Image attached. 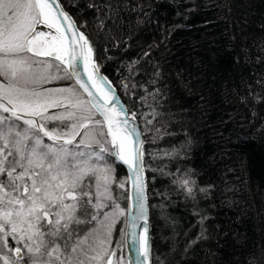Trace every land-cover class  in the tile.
<instances>
[{"label":"snow or ice","instance_id":"1","mask_svg":"<svg viewBox=\"0 0 264 264\" xmlns=\"http://www.w3.org/2000/svg\"><path fill=\"white\" fill-rule=\"evenodd\" d=\"M88 7L99 13L100 31L136 11L127 0ZM41 25L55 33L39 31ZM139 63L126 65L120 86L146 109L140 117L154 143L175 135L169 131L175 114L165 110L158 65L147 79L133 82ZM99 69L94 43L58 0H0V264H122L123 257L114 259L121 245L135 249L134 264H153L149 207L163 205L148 203L137 113L129 116ZM56 80L74 85L42 87ZM188 144L162 154L180 158ZM117 162L129 170L127 178L115 175ZM152 171L169 177L185 198L208 191L197 185L192 169ZM207 219L201 216L200 223ZM114 234L122 237L115 247ZM206 238L202 229L184 253ZM155 264L165 260L157 257Z\"/></svg>","mask_w":264,"mask_h":264},{"label":"trees","instance_id":"2","mask_svg":"<svg viewBox=\"0 0 264 264\" xmlns=\"http://www.w3.org/2000/svg\"><path fill=\"white\" fill-rule=\"evenodd\" d=\"M61 2L94 43L100 71L137 113L149 205H163L150 207L153 264L157 257L165 264H248L253 258L264 264V0H127L136 11H125L122 23L107 21L103 31L88 5L103 8L106 0ZM134 60L140 71L133 82L159 66L175 135L149 142L140 117L146 109L120 86ZM187 141L180 158L162 154ZM177 168L194 170L193 179L208 191L185 198L169 177L152 171ZM115 175L127 178L117 163ZM201 216L208 217L203 224ZM202 229L207 238L185 254ZM120 257L126 264L125 245L117 247L114 258Z\"/></svg>","mask_w":264,"mask_h":264},{"label":"water","instance_id":"3","mask_svg":"<svg viewBox=\"0 0 264 264\" xmlns=\"http://www.w3.org/2000/svg\"><path fill=\"white\" fill-rule=\"evenodd\" d=\"M58 3L63 7V10L72 18V20L75 22V20H74V18L71 16V14L65 9V7H64V5L62 4V2H61V0H58ZM76 23V22H75ZM76 25H77V23H76ZM78 26V25H77ZM80 30V29H79ZM81 31V30H80ZM82 32V31H81ZM81 66L83 67V64L81 63ZM99 71H100V69H99ZM100 73L103 75V76H105L101 71H100ZM82 76H83V73H82ZM108 79V78H107ZM109 80V79H108ZM110 81V80H109ZM73 82V84H74V81H72ZM111 85H112V88H114L115 89V94H116V96H117V98H118V100H119V102H120V104L123 106V107H125V108H127V106H126V104H125V102L122 100V98H121V96L119 95V93H118V91L116 90V88L114 87V85L111 83ZM128 109V108H127ZM128 113H129V116H130V114L132 113L129 109H128ZM135 126H137L138 127V130L139 131H141L142 132V130H141V128H140V125H139V123H138V121H137V119H136V125ZM141 139L142 140H144V137H143V135L141 136ZM144 146V145H143ZM117 164H119L124 170H125V173H126V175H127V177L130 175V172H129V170L127 169V167L125 166V165H123V164H120L119 162H117ZM145 177H146V174H145ZM128 191H129V195H130V193H131V184H130V181H129V183H128ZM148 195V194H147ZM128 203H129V205H131V200H129L128 201ZM148 203H149V201H148ZM149 224H150V226H151V218H150V207H149ZM150 235H151V227H150ZM129 255H131V257H132V262H133V264H134V261H135V255H136V253H135V249L133 248L132 250H131V252L129 251V247L127 246V245H125V258H126V264H129Z\"/></svg>","mask_w":264,"mask_h":264},{"label":"rangeland","instance_id":"4","mask_svg":"<svg viewBox=\"0 0 264 264\" xmlns=\"http://www.w3.org/2000/svg\"><path fill=\"white\" fill-rule=\"evenodd\" d=\"M57 81V80H56ZM55 81V82H56ZM51 83H53L52 81L50 82V83H46V84H44V86L43 87H45L46 85L47 86H49V87H45V88H48V89H56V88H61V87H66V86H68V85H64L63 83H59V84H54L53 83V85L51 86ZM69 84H71V83H69ZM115 259V258H114Z\"/></svg>","mask_w":264,"mask_h":264},{"label":"bare ground","instance_id":"5","mask_svg":"<svg viewBox=\"0 0 264 264\" xmlns=\"http://www.w3.org/2000/svg\"><path fill=\"white\" fill-rule=\"evenodd\" d=\"M38 30L39 31H44V32H50L51 31V32L55 33V30L54 29L50 30L45 25L38 26Z\"/></svg>","mask_w":264,"mask_h":264}]
</instances>
